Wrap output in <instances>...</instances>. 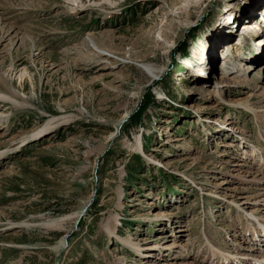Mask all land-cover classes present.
<instances>
[{
	"label": "rangeland",
	"instance_id": "1",
	"mask_svg": "<svg viewBox=\"0 0 264 264\" xmlns=\"http://www.w3.org/2000/svg\"><path fill=\"white\" fill-rule=\"evenodd\" d=\"M262 9L0 0V76L18 102L0 100V264H226L210 244L264 259V240L248 250L230 201L264 192L232 166L264 178V30L243 29L264 26ZM243 99L259 114L234 103ZM124 239L179 245L144 258Z\"/></svg>",
	"mask_w": 264,
	"mask_h": 264
},
{
	"label": "bare ground",
	"instance_id": "2",
	"mask_svg": "<svg viewBox=\"0 0 264 264\" xmlns=\"http://www.w3.org/2000/svg\"><path fill=\"white\" fill-rule=\"evenodd\" d=\"M261 14L263 15L262 17H264V9L261 10ZM264 19V18H263ZM243 29H248L251 30L253 32V35H259L260 33H262L263 29H262V25L257 23V22H251V23H245L244 24V28ZM256 31V33H255ZM250 32V31H249ZM6 33V31H5ZM255 37V36H254ZM259 40H262L259 39ZM0 41H2V38L0 39ZM262 42H264V40H262L261 42H259L258 44H255L256 48L259 50V58L264 57V53H262ZM239 43V42H237ZM256 43V42H255ZM90 45V44H89ZM89 45H87L89 47ZM201 49L203 50V47H201ZM199 49L198 53L201 52L202 50ZM94 50V48H93ZM227 51L230 50L226 49ZM88 51V49H87ZM97 54L99 55V57H103V58H107V59H115L117 62H119L118 57L114 54V53H108L107 51H105L104 49L98 47L96 48ZM89 52V51H88ZM220 60L222 61V63H224V71L226 69H231V66L233 65L231 58H229V53L225 54V52H223L222 56H219ZM113 62V61H112ZM143 69H145L148 73L153 74V75H158V73L161 71L160 68H156L155 66L151 65V64H144L142 66ZM234 68V67H233ZM228 85V83H222V86ZM4 90H6L7 92H5ZM15 96H17V93L14 91V89L11 88V86L5 82L4 79H2V77L0 76V100L1 101H11L13 104H15V106H18V102L15 101ZM247 99H243V100H239V101H234V103L239 104V105H246L247 108L252 112V113H258L259 114V110H255V105L252 107L251 105H249L246 101ZM4 115V114H2ZM1 116V115H0ZM259 116V115H258ZM53 123V119L50 120L44 127H42L39 131L34 132L33 136H41L46 134L47 132L51 131L54 127L58 126V125H52ZM4 151H0V157L1 155H3ZM255 158V157H252ZM234 168L233 170L235 171H241L242 174L237 173L234 175L235 178H239L241 181H245L248 183H252L254 182L255 184H260L262 185L264 189V178L262 177H258V175L254 174L253 172H249L248 169H244L245 164L242 163H234L232 165ZM258 170V169H257ZM244 173L248 174L247 178L244 177ZM250 174H254L252 175V177H250ZM233 176V174H231ZM264 191V190H263ZM252 198V197H251ZM232 204H234L236 207H238V209H240V213L241 215L238 216L237 220L238 221H246V223L248 224L247 226L243 225V233H246V235L244 236V238H246V241L250 242L253 247L251 246L248 250H254V249H260L256 248L258 245L261 246L260 242H262L264 240V212H263V208H260L261 203H264V192L262 193H257L256 196H254L252 199H250V197H246V199L242 202L243 204L241 205V203L238 200H230ZM260 216V217H258ZM262 216V217H261ZM242 221V222H243ZM237 227V226H236ZM242 228V227H241ZM111 231L112 234H116L115 232V228L109 230V232ZM178 231V230H177ZM172 235V234H171ZM176 235V234H175ZM242 235V234H241ZM244 235V234H243ZM165 235H161V237H164ZM179 236V235H178ZM181 236V235H180ZM241 237V236H240ZM174 240V239H173ZM234 241V240H233ZM124 242L128 243L129 245H131L132 247H134V249L138 252V254L143 255L144 258L146 257H151L153 254L150 250L153 249H161V248H167L168 250L172 249L173 247H178V241L174 240L172 243H165V244H149L146 246H142L139 243H134V241H131V239H124ZM236 242V241H235ZM238 244V243H237ZM238 245H242V244H238ZM209 247L211 248L214 257L215 256H220L222 259H224V263L226 262V264H232L234 262V264H236L239 260H235L237 261L235 263L234 260H231L230 258H232V255H237L239 258L246 255V257H248V259L253 260L254 263L256 264H264V259H255L256 257H258L256 254L255 255H248L250 253L246 252H241L243 250H246V246H241L236 248V253H232L229 250H226L225 248H221V247H217L213 244H210ZM141 249H147L145 252L140 253ZM174 249V248H173ZM264 249V248H262ZM169 250V251H170ZM209 261V260H208ZM242 261V260H241ZM149 262V261H148ZM213 264H221L219 262H211ZM239 263V262H238Z\"/></svg>",
	"mask_w": 264,
	"mask_h": 264
},
{
	"label": "trees",
	"instance_id": "3",
	"mask_svg": "<svg viewBox=\"0 0 264 264\" xmlns=\"http://www.w3.org/2000/svg\"><path fill=\"white\" fill-rule=\"evenodd\" d=\"M135 156H136L137 158H139V156H138L137 154H135Z\"/></svg>",
	"mask_w": 264,
	"mask_h": 264
}]
</instances>
